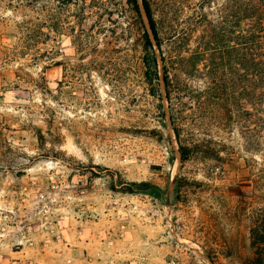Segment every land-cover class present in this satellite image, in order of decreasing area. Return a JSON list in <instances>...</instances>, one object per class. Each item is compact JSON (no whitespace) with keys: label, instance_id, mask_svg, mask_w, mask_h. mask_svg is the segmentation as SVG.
Segmentation results:
<instances>
[{"label":"rangeland","instance_id":"rangeland-1","mask_svg":"<svg viewBox=\"0 0 264 264\" xmlns=\"http://www.w3.org/2000/svg\"><path fill=\"white\" fill-rule=\"evenodd\" d=\"M103 1L0 0V264L264 260V135L253 150L235 129L213 138L220 162L182 165L142 33Z\"/></svg>","mask_w":264,"mask_h":264},{"label":"trees","instance_id":"trees-1","mask_svg":"<svg viewBox=\"0 0 264 264\" xmlns=\"http://www.w3.org/2000/svg\"><path fill=\"white\" fill-rule=\"evenodd\" d=\"M123 1L130 24L142 33L143 77L161 100L164 85L182 165L198 156L220 162L223 158L213 147V138L235 129L249 148L260 150L264 0H224L215 9L214 0ZM92 4L106 5L103 0ZM120 79L124 81L123 77L115 81ZM161 114L165 117L164 111ZM254 225L252 247L261 250L264 216ZM253 264H264L261 254Z\"/></svg>","mask_w":264,"mask_h":264}]
</instances>
